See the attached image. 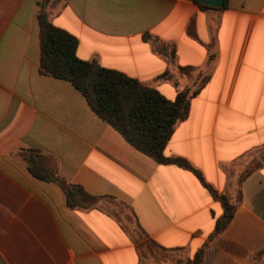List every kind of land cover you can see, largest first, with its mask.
Instances as JSON below:
<instances>
[{
  "label": "crops",
  "instance_id": "0c3cea01",
  "mask_svg": "<svg viewBox=\"0 0 264 264\" xmlns=\"http://www.w3.org/2000/svg\"><path fill=\"white\" fill-rule=\"evenodd\" d=\"M39 12L77 38L80 59L169 100L200 88L164 155L233 201L239 189L215 238L222 207L195 174L135 149L69 82L41 73ZM28 150L55 181L28 172ZM262 155L264 0H0V264H143L108 204L158 250L188 259L207 242L201 264H264V162L251 167ZM59 183L81 186L83 206L68 207Z\"/></svg>",
  "mask_w": 264,
  "mask_h": 264
},
{
  "label": "trees",
  "instance_id": "16d2710c",
  "mask_svg": "<svg viewBox=\"0 0 264 264\" xmlns=\"http://www.w3.org/2000/svg\"><path fill=\"white\" fill-rule=\"evenodd\" d=\"M197 3L198 0H195ZM227 0H224V6ZM199 7H207L200 4ZM39 67L44 75L69 82L84 97L89 108L104 122L117 130L135 149L149 155L159 163H172L190 170L209 190L222 207V214L208 239L215 238L231 221L240 191L237 188L235 200L224 193H218L204 181L201 172L186 159L167 157L164 148L175 125L187 118L190 99L195 89H179L173 100L167 99L158 90L147 86L126 74L101 66L96 60H83L76 55L77 38L66 30L51 23L44 12L37 14ZM41 153L28 150L27 170L36 179L55 181L50 171L41 163ZM241 179L238 181L240 185ZM66 205L70 208L83 206L89 197L81 186L59 183ZM136 228L143 230L135 222ZM162 251L168 249L152 242ZM207 242L195 251L185 264H201Z\"/></svg>",
  "mask_w": 264,
  "mask_h": 264
},
{
  "label": "rangeland",
  "instance_id": "374dc122",
  "mask_svg": "<svg viewBox=\"0 0 264 264\" xmlns=\"http://www.w3.org/2000/svg\"><path fill=\"white\" fill-rule=\"evenodd\" d=\"M264 162V155L261 156V159L258 161H254L251 164L252 166L262 164ZM250 166L247 165L246 168ZM242 173L240 176L236 178V182L238 184L239 179L241 178ZM106 209L114 214H116L117 218L121 221L122 225L130 232L134 239L138 241L139 246L144 254L143 264H149L151 262L158 263V264H185L186 258L182 251H160L154 248L151 244L147 241H144L141 233L136 228L135 221L132 215L122 207L118 206H109L106 205ZM154 250V252H153Z\"/></svg>",
  "mask_w": 264,
  "mask_h": 264
},
{
  "label": "water",
  "instance_id": "95a60500",
  "mask_svg": "<svg viewBox=\"0 0 264 264\" xmlns=\"http://www.w3.org/2000/svg\"><path fill=\"white\" fill-rule=\"evenodd\" d=\"M198 2L212 7H222L224 5V0H198Z\"/></svg>",
  "mask_w": 264,
  "mask_h": 264
}]
</instances>
